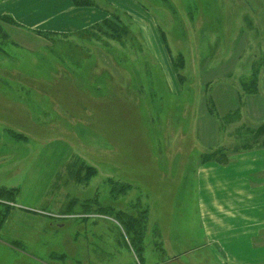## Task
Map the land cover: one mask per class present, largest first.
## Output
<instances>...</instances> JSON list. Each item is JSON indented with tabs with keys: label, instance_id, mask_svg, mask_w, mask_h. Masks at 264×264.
I'll return each instance as SVG.
<instances>
[{
	"label": "rangeland",
	"instance_id": "374dc122",
	"mask_svg": "<svg viewBox=\"0 0 264 264\" xmlns=\"http://www.w3.org/2000/svg\"><path fill=\"white\" fill-rule=\"evenodd\" d=\"M81 1L69 0L105 8L126 31L68 35L0 15V190L18 189L0 198V264H217L197 171L212 152L227 154L220 166L264 154L253 114L264 115V0H129L134 15ZM6 25L47 47L31 52ZM80 165L96 175L81 181ZM111 180L129 187L112 191ZM119 211H146L135 224L142 253Z\"/></svg>",
	"mask_w": 264,
	"mask_h": 264
},
{
	"label": "crops",
	"instance_id": "0c3cea01",
	"mask_svg": "<svg viewBox=\"0 0 264 264\" xmlns=\"http://www.w3.org/2000/svg\"><path fill=\"white\" fill-rule=\"evenodd\" d=\"M61 1L6 0L0 4V15L10 16L27 28L70 35L86 32L109 14L102 7L75 8L69 0ZM103 1L124 12L132 9L130 1L135 2ZM4 29L8 36L32 49L31 52L37 46L47 47L45 39L33 36L22 28L6 25ZM105 57L108 63L103 57H98V60L107 70L113 67V61L107 55ZM63 75L66 76V73ZM67 79L73 83L72 76H67ZM2 85L8 84L3 82ZM258 93L255 97L260 99ZM259 113L258 110L253 112L257 118H264L261 113L258 117ZM255 151L237 155L227 166L214 162L197 171V212L209 257L217 264H264V154Z\"/></svg>",
	"mask_w": 264,
	"mask_h": 264
},
{
	"label": "trees",
	"instance_id": "16d2710c",
	"mask_svg": "<svg viewBox=\"0 0 264 264\" xmlns=\"http://www.w3.org/2000/svg\"><path fill=\"white\" fill-rule=\"evenodd\" d=\"M75 2L77 3V5H86V3L84 1H81V0H75ZM102 30H106L105 31L106 34L108 33L110 35H113L115 33L116 36L121 37V35H122L121 33H124L126 31V28L119 25L117 21H113V16H111L110 18H108V19L106 18V19L102 20L100 23L93 25L85 33L93 35L92 33L97 31V34H99L98 36H101V34H103V32L101 33ZM172 65H173L175 71L179 70V68H182V61H181L180 56L177 57L175 62H174V60L172 61ZM8 133L11 135V137H13L15 139L26 140V137L22 134L15 133L14 131H10V130H8ZM263 135H264V124L262 126L258 127L257 131L254 133V137L258 138V137L263 136ZM217 155H218V152H216V153L212 152L209 154H205V158H204V160H202V162L209 159V160L215 161V162L220 163V164H226V162H227L226 161V155L227 154H224V155L220 154L219 156H217ZM222 156L225 157L224 161L220 160V157H222ZM80 171L84 172V174L81 176V181H83V180L88 181L91 177L96 175V170L92 167H89V166L80 165L76 172L79 173ZM110 183L112 185V191L117 190L120 193H124L129 187V185H127V184L119 183V184H121V186H120L121 188L118 189L116 186L117 185L116 182H114L115 185L113 184L112 180L110 181ZM17 190L18 189L0 190V198L1 197L5 198L8 196V197H11L10 200H12L14 195L17 193ZM100 209H101V211H107V210H110L112 208H100ZM145 212L146 211H144L143 213L138 215V217H136V216H132V215L127 216L124 213H122L121 211H119V212H117L119 215L117 214L115 216L120 220V222L122 220H124V218L122 216H124L126 218L127 223L125 224V232H126V234L131 235V241L130 242L132 243L134 249L136 250V252L138 254L142 253V247L140 248V246H142L140 243V242H142V240L140 239V234L138 232H135V224L139 223V221L144 222L142 217H139V216L144 217ZM122 224L124 226V223H122Z\"/></svg>",
	"mask_w": 264,
	"mask_h": 264
},
{
	"label": "bare ground",
	"instance_id": "6f19581e",
	"mask_svg": "<svg viewBox=\"0 0 264 264\" xmlns=\"http://www.w3.org/2000/svg\"><path fill=\"white\" fill-rule=\"evenodd\" d=\"M99 61V63H101L100 62V60H98ZM102 65V64H101ZM113 65V64H112ZM103 66V65H102ZM95 67V66H94ZM95 68H97V67H95ZM4 98V97H3ZM14 97H8V98H5V99H7L8 100V102H11L12 103V101H15L14 99H13ZM15 102H17V101H15ZM21 105H25V104H21ZM25 107V106H24Z\"/></svg>",
	"mask_w": 264,
	"mask_h": 264
}]
</instances>
